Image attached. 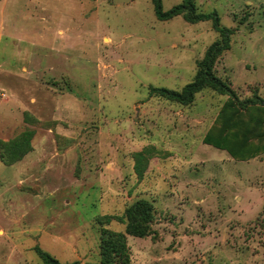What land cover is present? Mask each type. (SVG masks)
Returning a JSON list of instances; mask_svg holds the SVG:
<instances>
[{"label":"rangeland","instance_id":"374dc122","mask_svg":"<svg viewBox=\"0 0 264 264\" xmlns=\"http://www.w3.org/2000/svg\"><path fill=\"white\" fill-rule=\"evenodd\" d=\"M195 6L232 29L216 75L264 98V0ZM219 38L210 20L157 19L151 0H0V154L34 131L20 160L0 157V264H43L38 247L104 264L103 230L124 233L117 217L140 200L152 210L146 234L125 233L130 264H264V152L235 160L203 142L228 96L150 92L181 90Z\"/></svg>","mask_w":264,"mask_h":264},{"label":"trees","instance_id":"16d2710c","mask_svg":"<svg viewBox=\"0 0 264 264\" xmlns=\"http://www.w3.org/2000/svg\"><path fill=\"white\" fill-rule=\"evenodd\" d=\"M154 14L159 20H168L175 16L189 23L210 20L220 38L211 43L201 60L197 61V71L193 80L186 83L181 90L167 87H150L151 93H157L166 99L181 104L193 101L196 92L210 87L220 94L227 95L213 124L203 137V142L216 148L226 150L235 160H248L264 152V98L248 97L240 99L230 83L217 76L215 63L219 56L230 47L232 29L220 24V18L215 10L200 12L196 9L195 0H182L181 2L164 10L162 0H151ZM34 131L28 129L18 137L2 144L1 159L6 165L13 164L32 150L31 138ZM150 147H144L134 153V170L138 178H142L146 169L147 160L151 155ZM151 205L146 201H137L127 207L124 217H117L126 222L125 232H112L103 230L100 245L101 261L104 264H130L129 247L126 245L125 233L144 235L147 229L143 222L148 220ZM106 221L114 216L103 215ZM37 253L43 264H79L73 261L61 263L48 252L38 247Z\"/></svg>","mask_w":264,"mask_h":264},{"label":"crops","instance_id":"0c3cea01","mask_svg":"<svg viewBox=\"0 0 264 264\" xmlns=\"http://www.w3.org/2000/svg\"><path fill=\"white\" fill-rule=\"evenodd\" d=\"M59 32H61V30H59Z\"/></svg>","mask_w":264,"mask_h":264}]
</instances>
